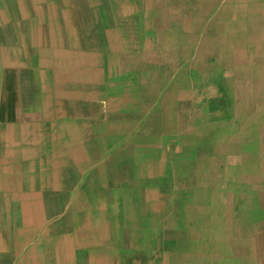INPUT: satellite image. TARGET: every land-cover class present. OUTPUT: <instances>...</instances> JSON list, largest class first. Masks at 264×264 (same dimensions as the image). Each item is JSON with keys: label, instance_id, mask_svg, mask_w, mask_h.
I'll return each mask as SVG.
<instances>
[{"label": "crops", "instance_id": "crops-1", "mask_svg": "<svg viewBox=\"0 0 264 264\" xmlns=\"http://www.w3.org/2000/svg\"><path fill=\"white\" fill-rule=\"evenodd\" d=\"M198 1L210 9L197 23L195 53L177 50L174 61H165L170 77L160 95L149 73L140 75V69L159 67L147 59L131 67L136 73L122 67L119 82L124 86L131 76L126 85L136 95L112 109L105 103L106 64L100 88L107 98L92 113L85 137L49 164L29 169L17 161L0 173V264H262L263 253L253 259L252 237L264 233V96L251 82L242 91L236 78L248 80L249 71L256 77L264 65V39H253L264 36V0L180 5L198 15ZM165 31L167 42L173 31L178 40L185 30ZM203 38L208 45L198 47ZM147 47V54L162 53ZM141 51L144 45L123 55L132 59ZM172 92L180 98L171 104ZM30 114L39 118L34 122L44 120L43 111ZM79 151L84 156L73 157ZM45 181L50 187L38 195ZM27 195L29 203L36 200L30 208L23 205Z\"/></svg>", "mask_w": 264, "mask_h": 264}, {"label": "bare ground", "instance_id": "bare-ground-1", "mask_svg": "<svg viewBox=\"0 0 264 264\" xmlns=\"http://www.w3.org/2000/svg\"><path fill=\"white\" fill-rule=\"evenodd\" d=\"M19 1L20 3L0 1V105H3V107H0V173L14 169L17 161L18 163L26 162L25 165L29 169H33V167L40 164H49L50 160H58L60 155H63L62 151L66 147L72 145L79 138H84L91 124V120L87 121L86 117L92 119V113H97V109L100 111L101 107L98 102L103 97L107 98L106 92L108 91L109 99L106 102L104 100L105 103H112L117 96L122 98L125 90L116 89L119 81L114 80H119L123 66L126 67L128 72H132L129 70L132 69L131 67L134 64L136 65L138 62L145 63L147 59L154 58L159 67L156 71H151L149 77L156 87H160L161 83H165L166 79L170 77L167 74L166 65L162 61V56L168 55L170 60L174 61L177 50L183 49V54L195 53L191 50V47L196 45V34L194 33L197 30V23L201 24L203 22V16L208 14L210 9V5H203L202 3L200 5L198 1L196 3H198L197 7L200 9H198V15H196V10L193 11L191 6H187V4L180 5L182 0H175L173 3L166 0L169 6L167 5L168 7L164 8L160 6L161 2H155V6L158 7L154 9L152 8V0H145L149 6L146 7L148 15H151L150 12L158 15L156 24L159 28L168 29L169 26H176L178 29L185 30L182 33L179 31L178 40L173 31L169 36V40L163 42L157 50H161L162 53L154 52L150 55L146 52H148L147 46H152L151 43L146 41L144 44L146 36L138 32L140 29L143 32L147 26L146 21L142 19V11L136 9L137 3L135 0ZM174 12L181 15L179 26L176 23V17L173 16ZM192 13L195 16L193 19L187 17ZM140 20L141 27L138 24ZM252 20L254 27H259L258 22H255L259 19L253 16ZM147 24H149V21H147ZM228 33H230V30ZM151 38L154 39V36H151ZM253 39L260 41L264 39V36L255 33ZM202 40L197 42L199 43L198 47L208 45L206 44L209 42L208 38ZM143 45L145 52L141 51L142 53H139V55L132 54V59L123 55L126 49L132 52L134 49L143 47ZM263 52L264 49L261 50V53ZM134 56L136 59H134ZM202 59L203 57L197 54V66L203 67ZM24 64L36 67L40 71L44 82L52 83L54 94L50 95L48 92L44 95L43 121L16 124L14 121V107L16 104L14 80L18 67ZM106 64L109 68L111 67L109 73L113 77L109 79V89L105 90V93H101V78H104ZM260 68L264 69V65H261ZM140 75L144 76V79L148 76L142 72ZM251 75L253 74L251 73ZM130 77L127 75L126 83L128 85H130ZM257 86L262 87L258 89V93H261V90L263 91V94H261L264 96V82H259ZM86 89L89 92H86ZM128 92L130 97L127 99H133V91L128 90ZM167 96L170 98L171 104L172 100L180 98L178 92H172ZM140 103L145 102L140 99ZM53 104H56L58 113H49L48 107ZM178 109L180 111L182 107H172L170 105L169 108L171 111ZM36 110L39 111V108ZM65 127L70 128L73 132V136L68 137L69 140L66 145L63 144L65 134L61 130ZM77 148L76 151H78ZM54 149L58 150L53 152ZM32 155L33 157H39V160H30ZM80 156H84L82 151L73 154V157ZM9 158L13 160L9 162ZM24 183L30 182L24 181ZM50 184V182H42L41 186L43 188L37 191L38 195L43 189L50 187ZM31 189L34 191L33 187ZM30 197L31 195H27L23 204L26 208H30L36 202L35 200L33 203H29L28 198ZM26 216L31 218L30 214H26Z\"/></svg>", "mask_w": 264, "mask_h": 264}, {"label": "rangeland", "instance_id": "rangeland-1", "mask_svg": "<svg viewBox=\"0 0 264 264\" xmlns=\"http://www.w3.org/2000/svg\"><path fill=\"white\" fill-rule=\"evenodd\" d=\"M108 1H110V0H108ZM135 1L137 3L136 9L142 11L141 12L143 14L142 19H144L146 21V26H147L143 30V32L141 30L139 31L140 34L144 35V33H150L151 36H154V39L151 38V37H146L145 40H144V44L147 41V42L151 43V45L153 47H156V48L160 47L161 44L163 42H165V35H166V31L165 30L166 29H164L163 27L159 28L157 26L156 21L158 19V15H154V14H152V12H150L151 15H148V12L146 11V9H147L146 7H149V6H148V4L146 3L145 0H139L140 3L138 2V0H135ZM163 1H166V0H152V2H153L152 8L154 9V8L158 7L157 5L155 6V4H156L155 2H161L160 6L162 8L168 7L169 5H168L167 1L166 2H163ZM145 13H146V15H145ZM173 16L176 17V23L179 26L180 25V21L179 20H181V15L179 13H177V12H174ZM183 18H184V15H183ZM150 20L152 22H150ZM147 21H149V24H147ZM104 22H106V21H104ZM148 27H151V29L149 28L150 29L149 30ZM194 34L197 35V30L195 31ZM196 41H198V39H196ZM201 41H199V42H201ZM262 54H264V52ZM168 58L170 59V57L168 55L162 56V61H163V63L165 65H166L165 61ZM147 63L148 62L146 61L145 64H147ZM143 66H144V64H143ZM110 70H111V67H110ZM140 70H141L140 73L142 72L145 75H148V73L151 72L148 69L147 70L140 69ZM257 71H258V73H257L258 76L256 75V77L254 76L252 71H249L248 74L246 72L245 76L244 77L242 76L243 78H245V77L248 78V80H246V81L245 80H241V79L239 80V78H236V83H237V85L239 86V88L242 91H243V88L248 90L249 89V83L251 82L253 89L258 92V89H260V86H257V84L259 82H264V69L260 68ZM124 72H125V70L122 69L121 70V74L119 75V80H114V81H122V79H123V77L125 75ZM132 72L136 73V71H132ZM251 73L253 75L250 76ZM168 76H169V74H168ZM250 77H253V78H250ZM110 78H111V76H110ZM14 82H15V93H16V95H15L16 96V104H15V107H14V121H15L16 124L17 123H20V124L21 123H26V124L34 123V121H36V118L31 116L32 114H30V113H41L42 112V110H43V100H44L45 93L49 92L50 95L54 94V92L52 90V83L51 82L45 83L43 78L40 75V71L36 67H34L33 65H29L28 66V65H25V64L23 66H19L18 67ZM245 82H246V84H245ZM118 84L119 85H116V89H122V90H125V91H124V95L122 96V98L117 96V97H115V99L113 100L112 103L111 102L106 103L107 106L112 107V109H117V107L120 105L121 102H123L126 98L130 97V93L128 92V90H131V89L128 88L129 85L126 83L128 86L126 84L123 86L120 82ZM44 85H46V86H44ZM142 88H144V85H143ZM159 88H160V92H159V95H160L161 92H162L161 89H163V88L165 89L166 87H162V88L158 87V90H159ZM263 89H264V87H263ZM86 92H89V90L86 89ZM260 92L263 93V91H261V90H260ZM134 95H136V94L133 92L132 96H134ZM140 99L143 100L144 102H146L147 97L142 95L140 97ZM158 100H159V98H158ZM98 103H100V102H98ZM1 106L3 107V105H0V107ZM37 108H39V111L36 110ZM40 108H41V110H40ZM48 110H49V113H58L57 112V108H56V104L50 105L48 107ZM29 111H31V112H29ZM27 114H29V115H27ZM86 120L90 121L91 118H87L86 117ZM61 130L65 134V137L73 136V132L71 131L70 128H66L65 127V129H61ZM263 168H264V166H263ZM263 175H264V170H263ZM262 223H264V221ZM251 226H252V230H255L256 225L252 224ZM252 239H253V251H254V254H255V255H253V259H261L260 255H262V253L264 254V233H262L261 235H260V233H256V235H254L252 237ZM262 264H264V261L262 262Z\"/></svg>", "mask_w": 264, "mask_h": 264}]
</instances>
